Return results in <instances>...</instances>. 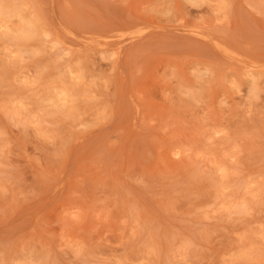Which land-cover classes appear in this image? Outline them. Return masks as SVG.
<instances>
[{"label":"rangeland","instance_id":"rangeland-1","mask_svg":"<svg viewBox=\"0 0 264 264\" xmlns=\"http://www.w3.org/2000/svg\"><path fill=\"white\" fill-rule=\"evenodd\" d=\"M0 264H264V0H0Z\"/></svg>","mask_w":264,"mask_h":264}]
</instances>
